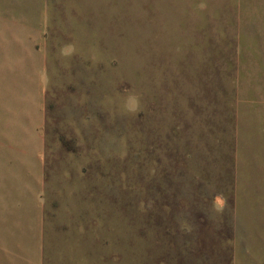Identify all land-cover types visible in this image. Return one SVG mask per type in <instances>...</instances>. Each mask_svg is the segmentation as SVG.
<instances>
[{"label": "rangeland", "instance_id": "1", "mask_svg": "<svg viewBox=\"0 0 264 264\" xmlns=\"http://www.w3.org/2000/svg\"><path fill=\"white\" fill-rule=\"evenodd\" d=\"M0 264H264V0H0Z\"/></svg>", "mask_w": 264, "mask_h": 264}, {"label": "clouds", "instance_id": "2", "mask_svg": "<svg viewBox=\"0 0 264 264\" xmlns=\"http://www.w3.org/2000/svg\"><path fill=\"white\" fill-rule=\"evenodd\" d=\"M200 7H204L203 4ZM64 55H71L74 52V48L71 45H66L65 49H62ZM125 109L130 113H138L140 107L139 98L135 95L127 97L125 101ZM226 200L222 195H217L214 197L213 206L217 211H223L226 205Z\"/></svg>", "mask_w": 264, "mask_h": 264}, {"label": "crops", "instance_id": "3", "mask_svg": "<svg viewBox=\"0 0 264 264\" xmlns=\"http://www.w3.org/2000/svg\"><path fill=\"white\" fill-rule=\"evenodd\" d=\"M36 157H37V163H38V166H40V163H41V161H40V157L38 156V152H36Z\"/></svg>", "mask_w": 264, "mask_h": 264}]
</instances>
